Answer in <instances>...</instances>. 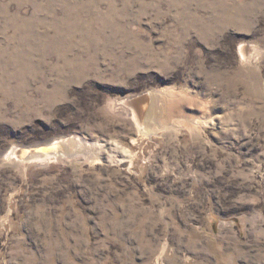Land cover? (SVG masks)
Listing matches in <instances>:
<instances>
[{"label":"rangeland","instance_id":"rangeland-1","mask_svg":"<svg viewBox=\"0 0 264 264\" xmlns=\"http://www.w3.org/2000/svg\"><path fill=\"white\" fill-rule=\"evenodd\" d=\"M0 264H264V0H0Z\"/></svg>","mask_w":264,"mask_h":264},{"label":"bare ground","instance_id":"bare-ground-1","mask_svg":"<svg viewBox=\"0 0 264 264\" xmlns=\"http://www.w3.org/2000/svg\"><path fill=\"white\" fill-rule=\"evenodd\" d=\"M152 93V92H151ZM156 93V92H155ZM155 95V94H153ZM155 97V96H154ZM156 98V97H155ZM157 99V98H156ZM160 100V99H158ZM153 102V101H152ZM159 102V101H158ZM156 103V102H155ZM155 105V104H154ZM152 106V105H151ZM149 108V107H148ZM150 109V108H149ZM148 109V110H149ZM124 110V109H123ZM127 110V109H126ZM130 110V109H129ZM158 110V109H157ZM151 113H153L154 110L150 109L149 110ZM129 112V111H128ZM149 112V113H150ZM157 112V111H156ZM142 117V113L140 111H136V112H133V117L132 119L135 121V123L137 125H140L141 126V118ZM130 118V117H129ZM146 118V117H145ZM148 118V116H147ZM147 120V119H146ZM154 120V119H153ZM149 121V120H148ZM152 121V120H151ZM133 122V121H132ZM153 122V121H152ZM151 124V123H150ZM154 124V123H153ZM146 125V124H145ZM158 125V124H157ZM154 126H156V124H154ZM146 127V126H144ZM139 128V127H138ZM142 128V127H141ZM149 128V127H148ZM143 129V128H142ZM148 130V129H147ZM145 131V130H144ZM152 131V130H151ZM153 133V132H152ZM143 135V134H142ZM151 136V135H150ZM73 140V139H72ZM75 141V140H74ZM68 143L71 144V141L68 140L65 142L64 141H61V142H53L51 143L50 145H45V146H41V147H38V148H33L31 149L30 151L28 150L26 153L24 152H19V151H14L12 152L11 154L18 160L19 157L22 158H25L28 160H36V161H43V160H46V159H41V158H54V159H57L59 157H62L65 155L64 151H63V144L65 143ZM73 146V145H72ZM73 150V149H72ZM71 150V151H72ZM75 150V149H74ZM68 151V150H67ZM70 152V151H69ZM76 153V152H75ZM23 155H25V157H22ZM20 159V160H21ZM24 162V161H23Z\"/></svg>","mask_w":264,"mask_h":264}]
</instances>
